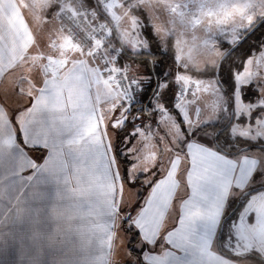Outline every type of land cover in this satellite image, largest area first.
<instances>
[{"label": "crops", "instance_id": "1", "mask_svg": "<svg viewBox=\"0 0 264 264\" xmlns=\"http://www.w3.org/2000/svg\"><path fill=\"white\" fill-rule=\"evenodd\" d=\"M42 2L0 0V264H264V188L228 220L229 231L228 221L223 224L232 199L264 187V149L227 153L216 146L213 130H198L230 117L216 78L189 71L175 77L176 83L196 82L193 94L174 102L189 128L178 127L153 143L148 167L135 158L137 129L156 108L162 116L169 109L151 103L149 116L132 126L125 176L147 182L143 189L131 185L113 151L125 120L112 119L123 116L120 89L104 82L95 91L102 83L96 66L69 52L60 28L46 33L57 55L47 72L40 70L41 59L27 58L42 20L39 16L36 23V13L42 16L46 8ZM51 4L47 0L50 13ZM173 41L183 69L212 66L213 57L210 62L195 57L201 41L188 44L189 54ZM28 60L36 67L29 79L22 78ZM234 80L230 135L264 142V43L244 60ZM250 85L256 88L253 101L243 98V87ZM207 95L212 99L203 101ZM256 107L261 111L253 121H240ZM258 201L260 212L254 206ZM132 239L138 255L130 249Z\"/></svg>", "mask_w": 264, "mask_h": 264}, {"label": "rangeland", "instance_id": "2", "mask_svg": "<svg viewBox=\"0 0 264 264\" xmlns=\"http://www.w3.org/2000/svg\"><path fill=\"white\" fill-rule=\"evenodd\" d=\"M30 1L32 2L34 0H28V3ZM115 2L118 3L117 7L119 12L124 15L120 20L118 30L120 34V41L126 49L133 53L150 50L148 39L143 32L144 22L142 21L140 14H138L139 12H144L148 18V24L153 25V32L155 31L157 41L160 43L162 48H166L167 39L169 37H173L175 38L177 45L180 46L183 51L185 50V53L189 54L188 52L192 47L188 44L194 40L198 42L201 41L198 46H195L196 59H202L204 62H210L211 57H213V60L211 61L212 66H207L206 68L216 66L221 55L231 45L238 41L239 38L242 37L248 30H250L258 19L264 16V0H196V3H194L193 0H122L123 3H119L118 0H115ZM42 3L43 4L40 5L44 7L46 5V8L43 9L44 11H41L42 16L39 12L36 13V23L40 21L39 16L42 17V20L41 23H37L38 27H35L34 25V32L37 37L34 42V46L32 47L33 51L31 49V51L28 52L27 58L31 59L32 56V59H34V57L41 59L40 70L47 72V67L51 64L50 62L57 60V55L53 51L51 45L47 43L45 39L46 33L48 29H52L53 32L56 31V28L59 29V26L57 27L51 19V13L47 10V0H43ZM128 7L131 8L127 10ZM193 30L196 31V36L191 34V31ZM67 47L69 52L77 58L78 54L71 47V45L69 44ZM241 53L242 50L238 49V52L233 53L226 62L227 72L232 69L234 76L236 72L240 71L236 68V65L241 62ZM61 60L64 61L63 59ZM131 61L133 65V75L144 80L145 85L147 86V91L142 99V101H145V98L149 95L148 93H150V85L152 84V75L150 74L149 65L147 61L143 59H133ZM34 62L35 60H28V71L22 76V78H25L26 76L27 79L30 78V74H32L36 68L33 65ZM105 85L106 84H104V82L95 85V91ZM166 85L167 82L164 80L160 82L158 89L159 94L157 96L154 95L155 97L151 100L150 105L152 103L153 107H155L157 103H162L160 93ZM244 93L252 96V99L250 98L248 101H253L256 96L255 86L243 87V94ZM202 99L204 101L212 98L207 95ZM202 99H200V103H202ZM140 104L134 107L125 106L123 116L121 114H118L119 116L115 114L112 119L116 121H123L125 117L122 127L128 120L131 121L133 125L137 122H141L143 118L136 119V114L138 113L139 108H142ZM260 111L261 107H256L250 116L241 117L240 121H253ZM153 114L148 121L138 127L135 137V158L138 159L139 163H141L143 167H148L149 161L150 163L153 161V159L148 160L146 158L147 152L151 151L150 149L153 146V143L154 145H157L160 141H162V139H168L171 134L178 130V127L183 130L182 124L174 112L168 110L167 114L162 116L156 108L155 111L153 110ZM228 119L229 114L220 122L221 125H224ZM182 122L187 130V128H189L188 123L186 121L184 122L183 119ZM124 131L127 132L126 130ZM130 134L131 131L127 134L124 133L117 136L116 144L113 146V151L118 162H120L123 167V179L131 185L142 186L143 189L147 182V180H143V176L136 177L132 182L126 179L125 176V169L127 165L130 164V158L126 153V148L131 139L130 136H128ZM237 138L241 137H232L228 130L222 137V142L227 148H237L239 146V142L236 141ZM243 140L246 141V139ZM256 193H258V191L245 196L243 202L245 201L250 204V201L247 200L248 197L252 200V197H257L252 196ZM237 199V197L234 198L235 201ZM258 205H261V202H254L256 209H258ZM251 211L253 212V210ZM236 214H238V212ZM253 214L254 213L250 214L248 220H252L254 216ZM230 221H228L225 225L226 231L230 230ZM261 222H263L261 226H264V212L261 213Z\"/></svg>", "mask_w": 264, "mask_h": 264}, {"label": "built area", "instance_id": "3", "mask_svg": "<svg viewBox=\"0 0 264 264\" xmlns=\"http://www.w3.org/2000/svg\"><path fill=\"white\" fill-rule=\"evenodd\" d=\"M51 1V18L66 33L79 60L85 65L93 63L96 66L100 82L120 89L124 106L134 107L141 103L136 119L149 116L148 103L154 93L150 95L152 99L148 101L149 96L142 101L147 86L144 80L133 75L132 61L126 56L118 36V26L124 15L114 0ZM180 68L176 63L175 77L180 75ZM195 89V81L180 80L175 100L193 94Z\"/></svg>", "mask_w": 264, "mask_h": 264}, {"label": "trees", "instance_id": "4", "mask_svg": "<svg viewBox=\"0 0 264 264\" xmlns=\"http://www.w3.org/2000/svg\"><path fill=\"white\" fill-rule=\"evenodd\" d=\"M138 14H140V17H141L142 21L144 22L143 32H144L146 38L148 39V42L150 45V50L149 51H141L138 53H133L130 50L125 48L126 56L131 60H133V59L146 60L148 65H149L150 74L152 75V84L150 85V93H148L149 95L147 94L148 96H147V98H145V101L148 99V97L153 92L154 85H155L156 81H157V88L154 91V95L158 92L160 82L162 80L167 82L166 87L160 93L161 102L170 111H172L176 114L177 118L179 119V121L182 124L184 132H186V129H185V126L182 122L181 116L179 115L177 109L174 107L175 95H176V91H177V83L175 82V79H174L176 59H175V48H174L173 37H169L167 39V47L162 48L160 43L157 41V37L153 32L152 26L150 24H148V18L146 16V14L144 12L143 13L139 12ZM263 43H264V21L249 36H247V38L245 40H243L221 62V65H220V68L218 71V75H219V78L221 80L220 87L224 91V94L228 100V107H229L230 111L234 108L233 92L235 89V80H234V74L232 72V69L229 72H227L228 70L226 69V62L233 53L238 52V49L242 50V53L240 55L241 62L238 65H236V68L238 70H241L243 67L244 60L253 51H258ZM180 70L181 71H189L190 73H192L193 75H196L198 77H216V66H214L212 68L211 67L205 68L201 71H196L194 69H183V68L182 69L180 68ZM252 86L253 85H250L249 87H252ZM243 98L245 100H249L250 98L252 99V96L244 93ZM150 102H151V100H150ZM150 102L148 103V106L150 105ZM229 119H230V117H229ZM229 119L227 120V122L224 125H221V123L218 122V123H214V124L205 125L203 127L198 128V130L210 129V130H213L214 133H218V136L215 138V144L220 150L227 152V153L241 152L242 151L241 149L244 146H249V149H252V148L264 149V142L262 140H259L256 142H251L248 140L245 141L242 138L236 139V141L239 142V146L237 148H227L224 145V143L222 142V137L226 134V132L229 129L230 124L232 123L231 122L229 125H227ZM132 126H133V123L128 120L125 123V125L122 127V129L119 131L118 136H120L124 133L127 134L131 130ZM222 128H223V130L219 132V130ZM124 130H126L127 132H125ZM17 139H18L20 144H23L19 129L17 130ZM226 142L229 143L228 141H226ZM255 191H257V190H255ZM142 196H143V194H140L138 199L141 200ZM245 196H248V195L244 194V192L240 195V198L242 199V201H241V204H240L239 208L237 209V211L242 206L243 199L245 198ZM237 200L236 201L234 199L231 200V202L228 206V211H227V213L224 217V220H223L224 225L228 220L233 218L234 215L237 213V211H236L229 219H226L227 214L236 205ZM138 204H139V202H138ZM130 243H131L130 249L132 250V252L134 254L138 255V252L135 249H133V247H132L133 239L131 240ZM234 256L237 257V255H234ZM248 256H257V255L249 254ZM260 259L262 262H264V260L262 258H260ZM139 264H145V263L143 261H140Z\"/></svg>", "mask_w": 264, "mask_h": 264}, {"label": "water", "instance_id": "5", "mask_svg": "<svg viewBox=\"0 0 264 264\" xmlns=\"http://www.w3.org/2000/svg\"><path fill=\"white\" fill-rule=\"evenodd\" d=\"M264 21V16L261 18V19H259L256 23H255V25H253L252 27H251V29L250 30H248L242 37H240L239 38V40L238 41H236L231 47H229L222 55H221V57L219 58V60H218V62H217V65H216V80L218 81V83H219V85H221V80H220V78H219V75H218V71H219V68H220V65H221V62H222V60L223 59H225L243 40H245L246 38H247V36H249L262 22ZM156 88H157V81L155 82V86H154V89H153V92H152V94L154 93V91L156 90ZM151 99V96L149 97V99H148V101ZM145 108H146V106H145ZM233 119H234V109H232L231 110V113H230V119H229V121H228V124L227 125H229L232 121H233ZM223 130V128L222 129H220L219 130V132L220 131H222ZM218 136V133H215V138ZM247 149H249V146H244V147H242V151L243 150H247ZM261 188H263V186H258V187H253V188H250V189H247V190H245L244 191V194H246V195H249V194H251L253 191H255V190H259V189H261ZM241 201H242V199L241 198H239L238 200H237V203H236V205L233 207V209H231L230 211H229V213L227 214V216H226V219H229L236 211H237V209L239 208V206H240V204H241ZM223 228H224V225L222 224V226L220 227V235H219V238H221V233H222V231H223ZM219 248L222 250L223 248H222V243H221V240L219 241ZM263 260H264V258L263 257H261Z\"/></svg>", "mask_w": 264, "mask_h": 264}]
</instances>
